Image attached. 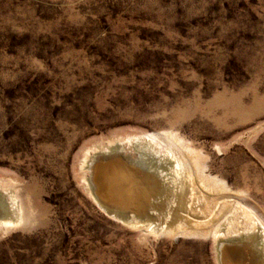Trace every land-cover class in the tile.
I'll return each instance as SVG.
<instances>
[{
  "label": "rangeland",
  "instance_id": "obj_1",
  "mask_svg": "<svg viewBox=\"0 0 264 264\" xmlns=\"http://www.w3.org/2000/svg\"><path fill=\"white\" fill-rule=\"evenodd\" d=\"M147 135L202 175L206 198L239 203L228 230L174 222L176 194L155 188L150 162L135 166L138 197L158 217L133 205L128 222L96 202L89 158ZM9 204L0 264H219L220 239L264 222V0H0Z\"/></svg>",
  "mask_w": 264,
  "mask_h": 264
},
{
  "label": "bare ground",
  "instance_id": "obj_2",
  "mask_svg": "<svg viewBox=\"0 0 264 264\" xmlns=\"http://www.w3.org/2000/svg\"><path fill=\"white\" fill-rule=\"evenodd\" d=\"M159 138L158 135L130 138L124 143H118L115 146L109 147V149H104L99 153L97 152V154H93L89 158L86 163L92 173L93 179H88L87 184L90 186L91 193L96 202L103 207L104 210L109 212L111 216L123 220L125 219V221L128 222L134 221L133 219L135 218L132 208H130L133 207V205L134 207L143 206L145 211L148 208L146 212L149 215H157L155 211H152V205L154 204H151L152 201L150 198L143 200L141 199V195L138 197L140 194V180L137 176L135 166H141L143 162H150L155 166L153 171L156 180H159L162 184H157L155 188L160 187L162 191L165 190L166 192L169 190L176 194V199L173 200L172 205H170L172 206L170 209L172 210L171 215L174 216V222L180 225L186 222L189 223V225H194L193 232L197 234L212 232V234L217 235L221 229L228 230L232 225L230 218L233 216L230 215L228 219V216H225L227 214L226 212H231L239 203L235 205L229 199L232 203L229 207L224 203L218 206V202L214 197L206 198L205 194H202L198 189V177L202 175L199 173L197 178H195V170L192 171L194 167L191 168L190 165H187L186 162L182 160L181 156L170 149L169 146L165 145V147L162 148L163 145L161 146L162 142H160ZM134 155L137 160L139 159L140 163L136 159H133ZM200 180L204 182L205 179L200 177ZM137 187L138 189L136 190ZM224 199H226V197ZM216 205L220 208L216 209ZM10 207L8 210L0 211V221L6 223L13 222L11 219L13 217L10 216V210H12L13 204ZM222 207H225L224 211H222ZM170 209L169 211L171 213ZM234 210H236V208ZM12 212L19 215V217H17L15 214L17 218H14V222H21L22 215H20V209H16ZM223 213L225 214L223 215ZM252 213L255 215L254 212ZM158 216L159 215H157V217ZM234 222H236V220H234ZM252 222L254 223L252 225V227H254L252 228L254 233L250 232L251 230L247 228V230H244L240 234H233V236L223 237L219 240L217 245L219 264H256L258 261L260 262L259 259H256V256L263 258L262 255H264V222L258 216ZM151 224L152 223H149L148 225L150 226ZM155 225H153V227ZM167 226L168 225L162 224L160 227L157 226V228L158 230H166L167 232V228H169ZM176 230H180V228ZM234 231L235 229L233 232ZM235 236H240V238L232 239ZM249 238L250 241L254 238V241H251L254 246L249 242ZM255 253H257L256 256Z\"/></svg>",
  "mask_w": 264,
  "mask_h": 264
}]
</instances>
